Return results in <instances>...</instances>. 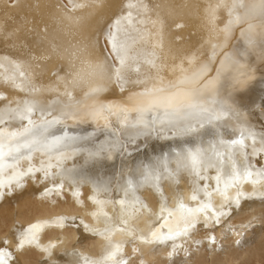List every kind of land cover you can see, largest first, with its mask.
<instances>
[{
    "label": "snow or ice",
    "instance_id": "1",
    "mask_svg": "<svg viewBox=\"0 0 264 264\" xmlns=\"http://www.w3.org/2000/svg\"><path fill=\"white\" fill-rule=\"evenodd\" d=\"M106 7L104 0L52 6L55 34L46 23V54L32 57L39 74L47 68L40 61L58 62L48 84L22 62L0 59V84L22 94L0 90V200L32 181L43 186L41 199L70 197L84 209L14 223L0 236V264H24L33 248L40 264H148L145 250L157 248L167 264H190L201 249L226 251L229 239L243 247L258 222L264 230V216L233 223L242 202L264 209V0L206 3L212 39L171 64L160 55L164 21L146 3L124 5L103 44L100 33L85 35L87 20ZM145 23L155 31L137 26ZM57 36L73 39L62 44ZM112 194L119 199L101 198ZM141 220L151 222L146 230ZM45 227L82 230L80 242L42 243Z\"/></svg>",
    "mask_w": 264,
    "mask_h": 264
},
{
    "label": "bare ground",
    "instance_id": "2",
    "mask_svg": "<svg viewBox=\"0 0 264 264\" xmlns=\"http://www.w3.org/2000/svg\"><path fill=\"white\" fill-rule=\"evenodd\" d=\"M38 1L39 0H19L18 7L16 9H13V11H11V9L9 10L10 13H8L7 19L9 18L10 21H5L6 26L0 27V59L7 56L11 59H15L17 61L22 62L25 69H27L28 71L34 74V79L36 80L37 83L48 84L50 82V79L45 78V74L49 70L50 61H40L41 67L47 65V68L44 70L43 74H39L40 70L36 68V61L32 59L33 56L40 57L46 54L45 49L47 45L43 39V33L40 31L38 27H36V24L41 25L42 21H33L32 22L33 26L29 24L33 27V29H29V30L27 29V31L25 29L27 28L25 27L27 21H23L24 15L29 14L33 8L38 9L42 5V3L44 2L46 3L45 0H40L41 2ZM201 9L203 11V8ZM17 12H18L17 16H19L18 19L16 17ZM157 15L164 21L165 17L160 12H156L155 14H153L152 18L153 19L156 18ZM96 19H97V15L95 14L87 20L85 27L83 29L85 35H92L96 33L97 30H99L100 24L99 21H96ZM137 26L142 29H147L149 31H155L150 23H145L144 25H137ZM167 27H168V21H164V41H163L164 48L163 51L160 53V55L167 58L169 64L173 62L172 59L173 57L176 58L175 62L179 63L180 58L186 56L188 51L183 50L182 48L179 47V45H177V47H173V48L171 47L172 42H171L170 34L167 31ZM202 28L204 30L203 35L205 36L206 34L208 36L207 38H203V39L211 40L212 36L206 30L204 24ZM1 31L5 32V37L1 35L2 33ZM50 35H52V33H50ZM133 35H135V33H133ZM1 37L4 40H2ZM57 39L59 40L60 43L66 44L69 40H72L73 38L71 36H57ZM153 39H155V37H153ZM202 46L203 45L197 43L195 49L193 50L201 51L203 50ZM9 71H14V69H9ZM0 72H3V69H0ZM0 90L7 91L10 97H18L22 95L20 93L12 91L10 88H5L2 84H0ZM112 99L115 98L113 97ZM84 127H87V125H84ZM168 143L170 142L163 143L162 145L166 146ZM259 166L260 165L257 164V167ZM107 174L110 175L111 172H108ZM184 187L185 190L187 191V185H185ZM42 188L43 186L41 184L28 181L24 189L13 192L12 194L7 195L3 200H0V236H3L4 233L8 232L9 229L12 228V225L14 223L17 228H20L21 226L27 227L29 224L40 223L43 220H45L47 217L53 216L59 212L84 214V209L76 206L74 203H72V201L71 203L67 202L66 205L65 202L63 203V201L62 203L57 201L55 204H53L50 201L49 203L43 202L48 200H43L40 198V192L42 191ZM245 190L246 191L250 190L247 185L245 186ZM82 191L84 192L85 196L90 194L88 188H85ZM101 198L118 200L119 196H117L116 194H112L109 197H101ZM148 198L152 202V204L155 205V207L158 209L159 205L156 204L155 198L152 197L151 195H149ZM12 201L13 203H11ZM257 202L255 203H253L252 201L242 202L244 206V211L251 208ZM88 210L89 211L92 210L90 205ZM106 210H109L110 215L119 214L118 206L116 209H112V206L109 205L108 209ZM242 213L243 212H241L240 214ZM252 216H256V217L264 216V211H261L259 213L255 212L254 215ZM252 216L250 215L245 217V216L237 215L235 216L233 223L239 224ZM150 223H151L150 221L141 220L139 227L141 229L146 230L150 226ZM172 224L173 226L175 225V220L172 221ZM39 236L42 243H47L50 240H55L57 237L62 236L67 240V246L69 248H71L73 245H77L80 242L79 240L80 232L65 231L61 233L57 229L48 228V227H45L43 231L39 233ZM246 241L247 242L243 247L236 248L232 245L231 239H229L226 241L227 248L226 251L224 252L210 253L208 251L201 249V251H199L198 253H194L189 257L190 264H264V230H262L261 227L257 225L254 229L250 230L246 234ZM85 243L89 245L90 251L92 252L99 251V246L97 242L89 239ZM126 251H130V247L127 248ZM179 258L180 259L184 258L183 253L180 254ZM144 259L148 262V264H167L166 253L162 248H157L155 250H150V249L145 250ZM41 261H42V255L39 252V250L35 248L30 249L22 257V262H24V264H40Z\"/></svg>",
    "mask_w": 264,
    "mask_h": 264
},
{
    "label": "rangeland",
    "instance_id": "3",
    "mask_svg": "<svg viewBox=\"0 0 264 264\" xmlns=\"http://www.w3.org/2000/svg\"><path fill=\"white\" fill-rule=\"evenodd\" d=\"M45 1H46V3L45 2H44L45 4L42 3V5L38 9L33 8L29 14L24 15L23 21H27L25 24V27H27V28H25L26 31H27V29L28 30L33 29V27H32L33 21H42L41 25L36 24V27H38L41 31V29L47 23L49 26V29H50V33L55 34L53 32V26H52V23L50 21V14L53 11L52 6L54 4H57V3H67V0H66V2H65V0H45ZM104 2L107 5V7L104 8L101 12L96 13V15H97L96 21H99V24H100L99 30H97L96 33L101 34V44H103L102 33L107 30L108 25L110 23H112V21L116 17H118L122 11H125V12L127 11V9L124 8V5L128 4L129 2L146 3L150 8L149 15L151 17L156 12H160L161 14H163L165 17L164 21H168L167 31L170 34V38H171V42H172L171 47L173 48V47H177V45H179L180 48L188 51L186 56L197 52V50H193V49H195L197 43L203 45V49H204L207 47L206 46L207 42L210 41L209 39H207V40L203 39V38H207L208 36L206 34H205V36L203 35L204 34V30L202 28V26H203V19H202L203 11L201 8H203L202 6H204L208 2H214V0H104ZM199 2H200V4H199ZM18 5H19V0H0V27L6 26L5 21H10L9 18L7 19L8 13H10L9 10L11 9V11H13V9H16L18 7ZM185 6H187V7H185ZM18 12L16 13L17 19L19 17V16H17ZM133 15L135 17V15H136L135 11H134ZM29 24H31L32 26ZM177 24H180L183 27L177 28V26H176ZM189 30H190V32H189ZM1 32H2L1 35L3 37H5V32H3V31H1ZM1 39L4 40L2 37H1ZM201 51H203V50H201ZM43 54H45V53H43ZM57 63L58 62L56 60L50 61L49 70H54L55 65ZM49 70L45 74V78H47V79H50V71ZM167 142H169V141H158V142L154 141L153 143H158V144L162 145L163 143H167ZM65 200H67V202L71 203L70 197L69 198L65 197ZM43 202L49 203V201H43ZM58 202L62 203V201H58ZM11 203H13V201ZM66 204L67 203H65V205ZM257 206L260 207L259 202H257L251 208L243 211V213L239 214L238 216H240V215L245 216V217L250 216V215L252 216V215H254L255 212L259 213L261 211H264V209H262L261 207L259 208ZM251 211H253V212H251ZM257 225H259V222L257 223ZM81 235H82V233L80 231L79 240H80Z\"/></svg>",
    "mask_w": 264,
    "mask_h": 264
}]
</instances>
